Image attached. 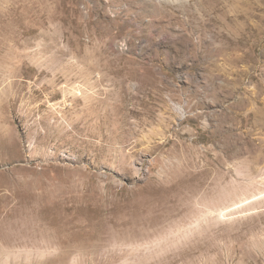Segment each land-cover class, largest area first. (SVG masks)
<instances>
[{"label": "rangeland", "instance_id": "obj_1", "mask_svg": "<svg viewBox=\"0 0 264 264\" xmlns=\"http://www.w3.org/2000/svg\"><path fill=\"white\" fill-rule=\"evenodd\" d=\"M0 264H264V0H0Z\"/></svg>", "mask_w": 264, "mask_h": 264}, {"label": "bare ground", "instance_id": "obj_2", "mask_svg": "<svg viewBox=\"0 0 264 264\" xmlns=\"http://www.w3.org/2000/svg\"><path fill=\"white\" fill-rule=\"evenodd\" d=\"M76 94V93H75Z\"/></svg>", "mask_w": 264, "mask_h": 264}]
</instances>
